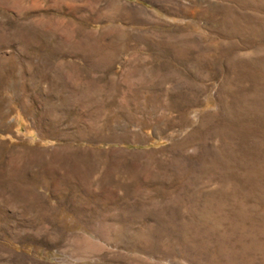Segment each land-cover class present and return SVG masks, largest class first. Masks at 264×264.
<instances>
[{
    "label": "rangeland",
    "instance_id": "obj_1",
    "mask_svg": "<svg viewBox=\"0 0 264 264\" xmlns=\"http://www.w3.org/2000/svg\"><path fill=\"white\" fill-rule=\"evenodd\" d=\"M0 264H264V0H0Z\"/></svg>",
    "mask_w": 264,
    "mask_h": 264
}]
</instances>
